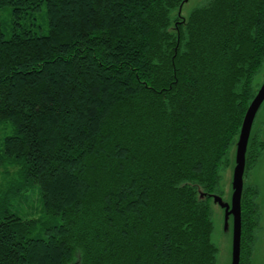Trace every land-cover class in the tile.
Wrapping results in <instances>:
<instances>
[{"label": "trees", "instance_id": "16d2710c", "mask_svg": "<svg viewBox=\"0 0 264 264\" xmlns=\"http://www.w3.org/2000/svg\"><path fill=\"white\" fill-rule=\"evenodd\" d=\"M184 2L0 0V264H217L212 200L258 93L264 0L188 20ZM263 154L259 130L240 264Z\"/></svg>", "mask_w": 264, "mask_h": 264}, {"label": "rangeland", "instance_id": "374dc122", "mask_svg": "<svg viewBox=\"0 0 264 264\" xmlns=\"http://www.w3.org/2000/svg\"><path fill=\"white\" fill-rule=\"evenodd\" d=\"M206 0H186L175 14H179L184 20H188L193 9L204 3ZM175 26H173L174 29ZM264 85V65L260 73L255 78V88L260 90ZM261 121H264V102L257 113L254 121V128H257ZM255 130H252V135ZM238 164V146L233 147L231 152V164L222 172L221 196L224 203L233 206V196L235 192V170ZM248 183L257 185L259 188L258 201L261 207V227L258 232V239L255 245L254 257L252 264H261L264 261V154L258 164L250 172ZM37 203L33 201L28 203V208L34 207ZM31 205V207H30ZM213 219L215 222V230L213 233V242L219 248L217 264H233L234 259V233H235V217L233 214L227 219L226 208L217 200H212Z\"/></svg>", "mask_w": 264, "mask_h": 264}, {"label": "water", "instance_id": "95a60500", "mask_svg": "<svg viewBox=\"0 0 264 264\" xmlns=\"http://www.w3.org/2000/svg\"><path fill=\"white\" fill-rule=\"evenodd\" d=\"M186 1V0H185ZM264 102V85L258 90L257 95L250 104L246 113L239 139L238 146V164L235 170V192L233 196V206L223 202L220 195H214L213 199L217 200L226 208L227 219L231 214L235 217V233H234V259L233 264H240L241 259V239H242V193L244 189V174L246 170V158L248 146L251 138V132L255 118Z\"/></svg>", "mask_w": 264, "mask_h": 264}, {"label": "flooded vegetation", "instance_id": "af4514ba", "mask_svg": "<svg viewBox=\"0 0 264 264\" xmlns=\"http://www.w3.org/2000/svg\"><path fill=\"white\" fill-rule=\"evenodd\" d=\"M253 129L255 130L254 134L257 133L259 130H261V132L263 133V136H264V121H261V123L259 124V126L257 128H254V124H253L252 130ZM253 135L251 134V137ZM253 257H254V254H253ZM252 263H253V258H252ZM261 264H264V261Z\"/></svg>", "mask_w": 264, "mask_h": 264}]
</instances>
